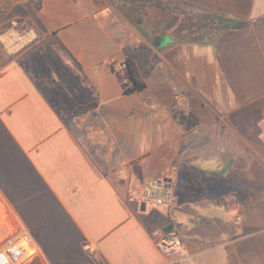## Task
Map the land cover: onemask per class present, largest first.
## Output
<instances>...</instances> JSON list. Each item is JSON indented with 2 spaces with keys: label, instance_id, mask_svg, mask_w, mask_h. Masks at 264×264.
I'll return each instance as SVG.
<instances>
[{
  "label": "crops",
  "instance_id": "obj_1",
  "mask_svg": "<svg viewBox=\"0 0 264 264\" xmlns=\"http://www.w3.org/2000/svg\"><path fill=\"white\" fill-rule=\"evenodd\" d=\"M11 2L38 42L0 52V231L41 264H264V0L154 1L250 22L200 41L138 36L128 0ZM158 178L169 205L128 199ZM170 226L189 258L159 250Z\"/></svg>",
  "mask_w": 264,
  "mask_h": 264
},
{
  "label": "rangeland",
  "instance_id": "obj_2",
  "mask_svg": "<svg viewBox=\"0 0 264 264\" xmlns=\"http://www.w3.org/2000/svg\"><path fill=\"white\" fill-rule=\"evenodd\" d=\"M151 1V3L147 2L141 6V9L138 11L134 7V4L120 10L121 18L126 19V24L138 36L145 37L148 40H152V35L158 33L166 34L173 32L177 34L183 17L196 12V10L188 12L182 9L179 12H174L171 9H161L155 5H151L152 3L155 4V0ZM11 4V0H0V52H5L12 57L24 58L23 54H25V50L30 45L38 42V38L35 36L34 29L32 28L34 24L31 23L34 10L30 7L29 3H16L15 7H10ZM24 39L26 40L23 41ZM41 81L49 87L53 97L57 96L58 88L51 84L49 78L45 80L41 79ZM257 204L262 205L263 202L257 200ZM31 264H41V262L39 259H35Z\"/></svg>",
  "mask_w": 264,
  "mask_h": 264
},
{
  "label": "built area",
  "instance_id": "obj_3",
  "mask_svg": "<svg viewBox=\"0 0 264 264\" xmlns=\"http://www.w3.org/2000/svg\"><path fill=\"white\" fill-rule=\"evenodd\" d=\"M116 68L126 70L127 64L120 62ZM122 82L128 87L129 77H123ZM128 199L153 208L169 205L173 201V184L169 178L154 179L131 193ZM155 235L158 248L165 256L178 259L190 257L182 235L174 227L155 231ZM38 256V248L33 237L24 229L9 234L0 244V264H31Z\"/></svg>",
  "mask_w": 264,
  "mask_h": 264
},
{
  "label": "trees",
  "instance_id": "obj_4",
  "mask_svg": "<svg viewBox=\"0 0 264 264\" xmlns=\"http://www.w3.org/2000/svg\"><path fill=\"white\" fill-rule=\"evenodd\" d=\"M128 2L135 4V2H138L140 6L136 7L137 11L141 9L140 7L145 5V3H151V0H128ZM155 5L161 9H168L172 10L174 12H179L180 9H176L173 7H170L168 5L162 6L159 3L151 4ZM135 10V11H136ZM250 22L240 20L234 17L227 16L225 14H220L212 11H205V10H197L193 14H187L186 17H183V19L180 22V29L177 30V33L179 35L180 40H191V41H200L202 38L208 36L210 37L212 34H214L216 31H232V30H239L247 25H249ZM216 30V31H215ZM214 32V33H213ZM144 72H149V67L144 66L143 67ZM131 75V79L134 82V86L128 90H126V93H131L134 91H140L144 88V84H139ZM11 231V230H10ZM11 232L7 231H0V241L3 239L4 236H8L11 234Z\"/></svg>",
  "mask_w": 264,
  "mask_h": 264
},
{
  "label": "bare ground",
  "instance_id": "obj_5",
  "mask_svg": "<svg viewBox=\"0 0 264 264\" xmlns=\"http://www.w3.org/2000/svg\"><path fill=\"white\" fill-rule=\"evenodd\" d=\"M22 39V38H21ZM11 40V39H10ZM13 40H15V39H13ZM26 39H24L23 41H25ZM17 41V40H16ZM6 42V41H5ZM8 43H10L9 41H8Z\"/></svg>",
  "mask_w": 264,
  "mask_h": 264
},
{
  "label": "water",
  "instance_id": "obj_6",
  "mask_svg": "<svg viewBox=\"0 0 264 264\" xmlns=\"http://www.w3.org/2000/svg\"><path fill=\"white\" fill-rule=\"evenodd\" d=\"M142 208H145V203H144V204H142Z\"/></svg>",
  "mask_w": 264,
  "mask_h": 264
}]
</instances>
